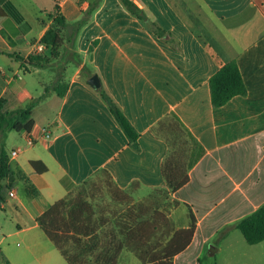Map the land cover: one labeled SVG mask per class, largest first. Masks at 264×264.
I'll list each match as a JSON object with an SVG mask.
<instances>
[{
	"label": "crops",
	"instance_id": "1",
	"mask_svg": "<svg viewBox=\"0 0 264 264\" xmlns=\"http://www.w3.org/2000/svg\"><path fill=\"white\" fill-rule=\"evenodd\" d=\"M10 1L30 28L17 30L0 10V31L7 36L0 33L4 108L24 106L19 105L23 99L33 98L21 71L56 69L51 82H57L68 61L75 64L64 75L63 95L48 94L53 112L37 113L39 102L33 107L31 131L21 132L27 146L14 156L6 153L9 173L0 183L11 182L7 195L14 211L36 223L99 168L107 169L121 188L132 182L139 188L164 187L160 164L166 144L151 126L173 111L203 153L188 169L187 181L168 192L173 204L157 209L141 227L138 238L148 245L146 255L163 263L195 248L192 264H201L203 255L215 264H264V239L250 244L236 227L264 203V0H133L144 20L121 0H99L76 33L71 23L92 0ZM57 14L64 16L62 32L67 33L61 64L25 69L19 56L37 53L35 44ZM228 60L237 63L245 92L214 106L209 77ZM92 74L137 130V148L89 85ZM0 199L4 206L6 198Z\"/></svg>",
	"mask_w": 264,
	"mask_h": 264
},
{
	"label": "trees",
	"instance_id": "2",
	"mask_svg": "<svg viewBox=\"0 0 264 264\" xmlns=\"http://www.w3.org/2000/svg\"><path fill=\"white\" fill-rule=\"evenodd\" d=\"M124 7L141 20H144L142 10L133 0H121ZM99 0H92L82 16L71 23L74 30L84 25L90 13L96 8ZM57 7V5L55 6ZM0 10L5 12L16 24L17 30L26 32L30 24L24 19L19 9L10 1L4 0ZM64 16L57 14L53 22L44 31L39 41L45 45L41 53H28L22 64L26 69L29 66L45 67L61 55L64 37L62 29L65 26ZM154 32L163 36L160 27L154 26ZM4 36L5 33L0 31ZM95 40L89 46L92 50ZM209 89L211 102L214 106L226 103L232 96L243 94L245 85L234 60L223 63L210 77ZM66 84L51 82L44 85L41 95L31 98L24 106L12 109L4 108L5 99L0 98V138H4L6 131L16 130L29 133L33 126L32 109L38 101L50 92L63 95ZM108 105L118 125L126 135L130 145L137 148L138 132L128 120L123 111L118 107L112 97L100 86L96 89ZM153 134L161 138L166 144V152L160 164V171L165 181V186L155 188L158 194H163L166 199L168 192H174L188 179V169L198 160L203 149L193 134L184 126L178 115L167 112L151 126ZM8 157L3 148H0V180L8 173ZM138 182H132L126 188L119 187L105 168H99L90 176L74 185L65 196L56 200L49 208L56 206L61 212L69 209L84 207V216L80 222L81 234L72 232H48L50 240L54 243L60 254L68 264H116L121 252L128 242H141L144 253L148 245L138 238L139 231L147 219L160 207L154 200L134 198V193L139 189ZM3 185L0 183V193ZM151 195V194H149ZM1 197V194H0ZM84 205V206H83ZM42 215V214H41ZM37 222L42 228L46 226ZM193 221H191V226ZM236 227L245 240L252 244L264 239V203L252 213L236 222ZM47 230V229H46Z\"/></svg>",
	"mask_w": 264,
	"mask_h": 264
},
{
	"label": "rangeland",
	"instance_id": "3",
	"mask_svg": "<svg viewBox=\"0 0 264 264\" xmlns=\"http://www.w3.org/2000/svg\"><path fill=\"white\" fill-rule=\"evenodd\" d=\"M36 24L32 31L28 34L29 37L35 33ZM63 37L66 38V31L62 32ZM28 37V39H29ZM209 41L210 39H206ZM66 46L69 50L73 48V45L69 40L66 42ZM214 48V45H212ZM63 51V46L60 48ZM61 64L60 57L54 59L53 62ZM60 62V63H59ZM63 64V63H62ZM75 64L71 60L68 61L66 72L62 71L61 83L65 84L64 75L70 74L74 69ZM54 67V66H52ZM56 70V69H54ZM49 68H45L39 72H27L21 71V75L26 80V88L29 91V95L37 97L44 91L43 83L50 84L51 80L56 75V72ZM30 99L27 97L23 99L19 105H26ZM48 95L41 98L36 108L37 113L48 115L49 112H53V107ZM27 146L26 138L21 135V132L16 130L6 131L5 137L0 138V148L2 147L5 153L9 156L10 151L16 148H24ZM11 187V182L6 185L3 184L1 189L2 198H6V204L2 206V200L0 199V264H68L64 257L60 254L54 243L50 240L48 232L63 231L72 232L75 234H81L80 222L85 213L84 207L69 209L66 212H61L56 206L44 210L40 216V221L46 226V229L41 225L36 224L33 220L26 216L18 215L13 207L12 200L7 195ZM151 194V195H149ZM135 200L144 199L145 201L154 200L159 208L167 209L173 202L169 201L163 194H158L155 188H139L134 193ZM4 207V208H3ZM157 208V209H159ZM156 209V210H157ZM19 223V227L17 226ZM48 231V232H47ZM190 248L188 252L181 253L177 259L167 257L163 263L152 262L150 256L144 253V248L140 242H128L126 248L121 252V255L116 264H192L191 258L193 256V250ZM183 256L188 257L189 262L181 261ZM214 262V261H213ZM201 264H215L208 256L203 255L200 259Z\"/></svg>",
	"mask_w": 264,
	"mask_h": 264
},
{
	"label": "built area",
	"instance_id": "4",
	"mask_svg": "<svg viewBox=\"0 0 264 264\" xmlns=\"http://www.w3.org/2000/svg\"><path fill=\"white\" fill-rule=\"evenodd\" d=\"M34 48H35V50H36L37 53H41V52L44 51V49H45V45H44L42 42H39V43H36V44H35V47H34ZM46 136H48V134H46ZM18 151H19L18 148H16V149H12V150L10 151V154H11L12 156H14V155H16V154L18 153ZM9 193L12 194L11 191H10Z\"/></svg>",
	"mask_w": 264,
	"mask_h": 264
},
{
	"label": "water",
	"instance_id": "5",
	"mask_svg": "<svg viewBox=\"0 0 264 264\" xmlns=\"http://www.w3.org/2000/svg\"><path fill=\"white\" fill-rule=\"evenodd\" d=\"M87 81L89 85L92 86L93 88L97 89L101 86V82L97 74H92L91 76H89Z\"/></svg>",
	"mask_w": 264,
	"mask_h": 264
}]
</instances>
